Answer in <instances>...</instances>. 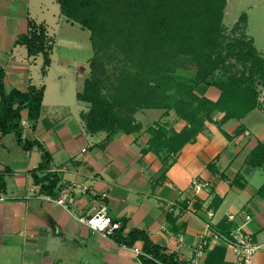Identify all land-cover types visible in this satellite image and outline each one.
<instances>
[{
	"label": "crops",
	"instance_id": "obj_1",
	"mask_svg": "<svg viewBox=\"0 0 264 264\" xmlns=\"http://www.w3.org/2000/svg\"><path fill=\"white\" fill-rule=\"evenodd\" d=\"M29 21L42 24L52 41L44 73L43 55L29 56L16 43L27 33ZM223 23L229 29L239 26L235 37L250 41L264 59V0H226ZM77 27L61 14L56 0H0L5 90L44 87L38 119L30 120L26 109L20 113L22 137L35 142L32 148L20 146L14 133L0 132V264H142L134 251H142L141 241L128 247L80 221L101 201L123 226V235L131 229L144 231L165 254L176 257V264H194L200 236L207 244L199 263L233 260L225 239L238 228L252 233L260 246L253 264H264V154L253 152L264 146V100L241 118L224 119L225 112L216 110L175 155L148 145L149 129L179 132L189 126L174 109L137 110L134 120L140 128L131 133L116 132L109 139L103 131L89 133L82 117L89 104L76 94L89 74L93 49L89 53L86 47L84 58L78 56L80 35L67 32L75 33ZM56 28L67 29L61 40L69 46L63 52L58 51ZM255 83L259 99L264 77ZM194 92L211 101L221 94L218 87L203 83ZM43 151L50 155L49 168L36 173L55 175L57 192L71 186L75 204L69 209L28 191L33 185L38 186L35 192L40 189L33 172ZM194 179L207 182L208 189L194 191ZM242 212L251 216L248 222Z\"/></svg>",
	"mask_w": 264,
	"mask_h": 264
},
{
	"label": "trees",
	"instance_id": "obj_2",
	"mask_svg": "<svg viewBox=\"0 0 264 264\" xmlns=\"http://www.w3.org/2000/svg\"><path fill=\"white\" fill-rule=\"evenodd\" d=\"M61 14L70 22L90 32L93 55L89 59V74L77 92L79 101L89 104L82 115L89 133L106 132L109 139L116 132L131 133L140 128L134 113L145 108L174 109L189 126L181 131L163 127L149 129V148L175 155L187 142L195 139L211 121L216 110L224 111V119L241 118L259 103L256 79L264 77V59L252 43L239 37L227 41L224 54L223 17L226 0H56ZM239 27V26H237ZM16 43L26 47L29 56L43 55L42 71L50 65L51 38L42 24L28 22V31L19 35ZM108 61L116 60L125 70L117 75V84L105 95L102 79L92 72ZM240 63V71H227L223 77L213 74L224 67L228 58ZM190 71L191 76L178 81L177 71ZM214 85L220 97L211 101L199 97L197 84ZM44 87L30 86L26 91L4 87V72L0 69V132L14 133L16 142L30 149L35 142L22 137L20 113L26 109L30 120L38 119ZM263 156L264 146L253 151ZM50 155L43 151L42 161L33 172L39 191L56 195L57 177L38 176L37 171L49 168ZM169 218V217H168ZM170 223L171 219H167ZM123 226L112 237L132 247L142 242V264H176L174 255L165 254L140 229L123 235Z\"/></svg>",
	"mask_w": 264,
	"mask_h": 264
},
{
	"label": "built area",
	"instance_id": "obj_3",
	"mask_svg": "<svg viewBox=\"0 0 264 264\" xmlns=\"http://www.w3.org/2000/svg\"><path fill=\"white\" fill-rule=\"evenodd\" d=\"M260 102L264 100V88L261 90L259 95ZM191 185L196 192H200L208 189V183L201 181L199 179H194ZM38 186H31L28 191L31 194L37 195L39 198L45 199L47 201L53 202L64 209H69L70 206L75 204V198L72 192L71 186H63L56 195L52 196L49 194L41 193L39 190L35 192V188ZM244 222H248L251 216L245 212H242ZM233 218V216H229ZM80 221L84 223L92 232L98 233L103 237H112L117 229H120L121 224L119 221L114 220L107 211V205L105 202L101 201L98 206L86 217H81ZM178 240H182V235L179 233L177 236ZM207 241L204 236H200L199 243L197 247L193 250L194 264H201L198 258L202 254V249L206 246ZM226 247L231 249L234 254V260L231 262H223L220 264H253L254 256L259 249V245L254 241L253 234L238 228L236 234H232L230 239H225ZM137 255L142 254V251L138 248L134 249Z\"/></svg>",
	"mask_w": 264,
	"mask_h": 264
},
{
	"label": "rangeland",
	"instance_id": "obj_4",
	"mask_svg": "<svg viewBox=\"0 0 264 264\" xmlns=\"http://www.w3.org/2000/svg\"><path fill=\"white\" fill-rule=\"evenodd\" d=\"M53 28H55V24L54 26H52V30ZM237 26L232 27L231 29H229L228 26H225L223 23V40H222V44L224 46V54L227 53L229 51L228 47H227V41L230 40L231 37H235L236 33H239V30ZM76 32L75 33H70L69 31H67V29H61L59 30V28L55 31H57V34H59L60 36V41H59V46H58V51L63 52L69 45L67 42H63V40H61L63 33L66 35L67 32L69 35H73L74 37L77 38V36L80 35L79 40L81 41V45L82 48H80V52H77L75 50V52L78 53V56L80 58H84L85 53H86V47L88 49V47H90L89 53L91 52L92 48H91V44L88 38L85 37L86 33H89L88 30H83L81 28H75ZM64 31V32H63ZM67 31V32H66ZM237 37V36H236ZM108 54L107 56H105L103 58V60H101L102 65H100V67H98V69H96L95 71H93L92 73L95 76H98L102 79V91L105 95L108 96L109 93L112 92L113 88L115 87V85L117 84V75L120 74L122 71L125 70V67L123 64H118L116 62V60H112V61H108ZM242 68V65L240 63L235 62L234 58H228L227 61L224 64V67H220V69H218L214 74L213 77H217V78H221L223 77L222 73H226L227 71H240ZM89 69V67H88ZM90 70H88L89 73ZM175 78L178 81H183L186 80L189 76H191L190 71L187 70H181V71H177L174 74ZM234 260V259H233ZM233 260L230 261H225V262H231Z\"/></svg>",
	"mask_w": 264,
	"mask_h": 264
}]
</instances>
